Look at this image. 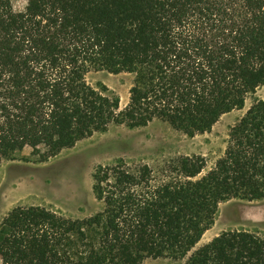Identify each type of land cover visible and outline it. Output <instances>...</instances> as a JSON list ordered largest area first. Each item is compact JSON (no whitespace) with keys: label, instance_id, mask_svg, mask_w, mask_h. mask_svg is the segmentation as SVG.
<instances>
[{"label":"trees","instance_id":"1","mask_svg":"<svg viewBox=\"0 0 264 264\" xmlns=\"http://www.w3.org/2000/svg\"><path fill=\"white\" fill-rule=\"evenodd\" d=\"M23 1L16 12L0 0V164L25 147L46 162L112 126L160 122L193 138L264 86V0ZM92 72L132 77L123 108L87 84ZM205 168L201 156L100 166L89 217L12 209L0 264H264V238L247 231L195 249L220 204L264 199V101Z\"/></svg>","mask_w":264,"mask_h":264},{"label":"rangeland","instance_id":"2","mask_svg":"<svg viewBox=\"0 0 264 264\" xmlns=\"http://www.w3.org/2000/svg\"><path fill=\"white\" fill-rule=\"evenodd\" d=\"M24 7L23 0H14L16 12L23 11ZM86 81L95 89L105 87L117 95L121 108L127 104L131 76L92 72ZM256 101H264V86L246 98L243 109L222 116L209 133L193 138L154 122L139 129L112 126L105 133L94 134L46 162H39L31 148L25 147L0 164V223L16 207H44L75 219L93 215L100 207L92 194L94 171L118 160L145 164L157 170L179 157L201 156L206 161L207 171L223 155L230 128ZM228 231H247L264 238V199L220 204L213 225L195 249ZM184 263L185 260L159 259L143 264Z\"/></svg>","mask_w":264,"mask_h":264}]
</instances>
